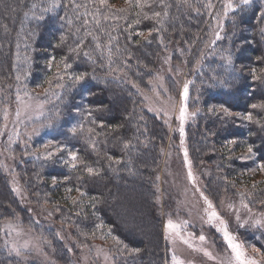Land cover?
<instances>
[{
  "label": "trees",
  "instance_id": "obj_1",
  "mask_svg": "<svg viewBox=\"0 0 264 264\" xmlns=\"http://www.w3.org/2000/svg\"><path fill=\"white\" fill-rule=\"evenodd\" d=\"M226 1L164 0L162 5L148 0L140 9L129 0H108L106 8H100L98 0H56L59 6L44 12L49 0H0V122L18 93L38 97L58 71L65 76V87L53 84L57 94L44 96L46 120L68 121L83 102L76 132L62 129L61 152L45 157L30 147V155L26 147L27 156L18 155L20 180L31 203L58 217L78 243H106L117 264L169 260L157 205V175L168 130L161 118L146 110L141 95L169 49L177 50L188 66V108L194 118L186 127V141L196 169L210 168L208 196L219 199L227 192L264 210V171L257 181L245 173L249 163L264 164V0H232L235 10L225 14ZM98 9V15H92ZM40 16L44 19L36 18ZM86 30L91 35H85ZM110 37L116 39L109 44ZM81 40L77 57L70 49ZM109 50L111 68L119 69L112 76ZM64 63L71 67L65 70ZM67 74L85 79L73 86ZM249 114L251 120L246 119ZM249 147L254 159L239 161ZM67 152L78 159L73 161ZM85 166L99 175L89 176ZM6 177L0 163V264H22L9 251L2 231L3 223L16 214L23 226L52 241L66 261L68 252L55 231L37 224L18 205ZM256 239L264 253V236Z\"/></svg>",
  "mask_w": 264,
  "mask_h": 264
},
{
  "label": "rangeland",
  "instance_id": "obj_2",
  "mask_svg": "<svg viewBox=\"0 0 264 264\" xmlns=\"http://www.w3.org/2000/svg\"><path fill=\"white\" fill-rule=\"evenodd\" d=\"M252 1L254 0H250ZM228 2L226 1V4ZM231 3L234 6L232 0ZM238 3L242 4L240 0ZM233 10H235L234 7L230 11ZM175 55L177 58L174 57ZM187 67L186 61L183 57L180 58L177 50H167L160 58L157 72L149 82L148 90L141 94L146 110L161 118L168 130V139L157 175V205L162 223L163 242L169 259L167 264H172L173 255L183 264H221V261L231 256V250L228 249L223 234L217 231V227H223V225H220L219 220H213L211 224L207 222L208 213L213 210L220 220L224 221L227 230L244 245L247 255L258 260L260 264H264V253L255 245L256 236H264V226L253 227V222L257 219L264 225V210L254 209L243 198L227 192L219 195V199H212L206 192V179L211 175L210 168L202 165L196 169L192 162L186 141V127L193 120L194 115L188 108V98L183 101L181 98L184 84L187 82ZM38 95V97L31 94L21 96L25 102L32 105V110L22 112L19 118L16 117L19 106L17 101L14 105L7 107V120L3 117L0 122V133H2L0 134V163L7 176V184L18 200V205L25 209L37 224L55 231V236L63 243L69 259L67 257L64 261L60 254L59 258L54 251L52 241L40 237L39 233L23 226L17 214L14 219H7L3 223L2 231L7 237H5L6 246L22 264H117L109 249L110 246L106 243L101 240L90 245L78 243L72 232L58 217H55L47 208H38L30 202L29 195L19 177L17 167L19 161L16 158L20 154L23 157L27 156L29 151L23 150L26 147L33 148L34 152L45 157H50L49 153H53L51 156H54L61 152L64 144V141L60 139L61 133L66 129L71 132L75 128L79 118L78 108L83 106V102L78 103L68 121L57 120L54 124L46 120L47 105L44 90ZM41 103L44 105V115L37 116L36 105ZM182 103L187 109L183 126L177 118ZM29 116L31 119H28ZM64 122L66 127L60 126ZM181 127H183V136ZM31 148L30 155L33 150ZM185 152H187V163ZM67 153L71 154V152ZM252 159L254 156L249 151L238 157L239 161L248 162ZM245 167L246 176L252 181L262 179L263 173L257 163H249ZM189 171L192 173L191 180L188 177ZM204 197L211 202L212 208H209ZM244 204L248 207L245 208ZM170 219L177 224L187 221V224L182 226V235L189 240L191 247L174 234H169L166 239L165 225ZM9 224L12 228L8 227ZM241 225L244 226L241 227ZM201 234L206 238L204 242L199 240ZM26 242L29 245L28 248L23 247ZM13 248L19 250V256L12 250ZM200 249H206L215 259H209ZM256 249L260 250L259 254L255 251Z\"/></svg>",
  "mask_w": 264,
  "mask_h": 264
},
{
  "label": "snow or ice",
  "instance_id": "obj_3",
  "mask_svg": "<svg viewBox=\"0 0 264 264\" xmlns=\"http://www.w3.org/2000/svg\"><path fill=\"white\" fill-rule=\"evenodd\" d=\"M92 0H89V3H91ZM99 2V6L100 8H106L108 7V0H98ZM160 4L163 5L164 3V0H159ZM240 2L242 4H248L250 2V0H240ZM129 3H130V6H134V7H137V8H140V9H143L146 4L148 3V0H135V3L132 4L131 3V0H129ZM59 4L56 2V0H49V6L44 8L43 11L44 12H50V11H53L56 7H58ZM75 7H79L78 5H74ZM209 7H211V5L209 4L208 5ZM33 8L36 7L35 4L32 5ZM233 8V5L231 3V0H229V2L225 5L224 7V10H225V14H227L228 11L232 10ZM118 11L120 12H123L125 11L124 9H119ZM99 13V9L97 10V13H92V15H98ZM88 13H86L87 15ZM27 15V14H25ZM140 13H137V16H139ZM153 15L155 17H160V13L159 12H154ZM165 15H167V13H165ZM37 19L39 20H42L44 19L43 16H40V17H36ZM108 17H105V19H107ZM145 18H148L147 16H145ZM63 19V18H62ZM69 23H71V21H69ZM88 23L87 19H85L84 21V24L86 25ZM136 23H139V21L137 20ZM97 24H99V21L97 20ZM129 27H131V25H129ZM77 31H79V29H77ZM85 35H91L90 32H88L87 30L85 31ZM216 38L219 39L220 38V35L219 33L216 34ZM92 39L94 41H98V37L96 36H93ZM116 39V37H110L109 39V44L111 43L112 40ZM83 44V40H81V44L80 45H77L76 49H70V51H74L77 55V57H79V55L81 54V45ZM106 47V46H105ZM96 49H101V44L99 42L96 43ZM83 55L85 57H87L89 60H92V56L89 54L88 51H83ZM54 60V58H53ZM107 60H108V64H109V73L108 75L109 76H112L114 75L117 71H119V69H116V68H111V64L114 62L113 61V54L111 53V51L109 50L108 51V54H107ZM226 62L228 64L231 63V57L229 56L227 59H226ZM52 66V61H49V68H51ZM71 65L67 64V63H64V68L65 70L70 68ZM101 67H104V65H101ZM95 78V77H93ZM17 79L19 80L20 77L17 76ZM65 79V76L64 75H60L59 71L57 72L55 78L53 80H49L48 81V84H49V87L48 88H45L44 90V93L45 95L51 93L52 95H56L57 93L53 91V88H52V85L55 84V88H58V89H62L65 87L64 83H62V81ZM67 79L71 80V81H74V84L73 86H75L76 83H79L81 81H83L85 79V76L84 75H79V76H74V75H71V74H67ZM135 87V85H133ZM188 93H189V88H188V83L186 82L184 84V87H183V92L181 93V98H182V101L183 100H187L188 98ZM29 93L28 92H25L24 93V96H28ZM147 99V97H146ZM16 101L18 103V107H17V110H16V117L19 118L21 115H22V112H27V111H31L32 110V105L28 102H25V100L20 96V94L18 93L17 96H16ZM253 107H256L255 105H253ZM36 109H37V112H36V115L37 116H42L44 115V105L41 103V104H37L36 105ZM225 112H227V109H225ZM90 114V113H89ZM3 115H4V118L5 120H7V117H8V111H7V108H5L3 110ZM187 115V109H186V106L185 104H181L180 108H179V116L177 117L180 122H181V126H183V123H184V120H185V117ZM194 115V113H193ZM28 119H31V117L29 116ZM246 119H249L251 120L252 117H251V114H249ZM35 131V130H34ZM72 131L75 133L76 132V129L73 128ZM91 131V130H90ZM2 134V133H0ZM19 133H17L18 135ZM181 135L183 136V127H181ZM232 143H235V141H232ZM93 147H95V145H93ZM125 147H128V144L126 143L125 144ZM249 152H252V149L251 147H249ZM53 153H49L48 155L51 156ZM71 159L73 161H76L78 159L76 153H71ZM117 163H119V161H116ZM185 162L187 163V152H185ZM72 167H76V165L73 163L71 165ZM260 167V170L261 171H264V164H261L259 165ZM85 170L87 172V174L89 176H95V175H99V172L97 169L91 167V166H85ZM188 177L189 179L191 180L192 179V173L191 171H189L188 173ZM203 195V194H201ZM205 201L208 203V206L209 208H212V204L210 201H207V197H204ZM245 208L248 207L247 204H244L243 205ZM208 223H212L213 220H219V223L220 225H223V227H217V231L218 232H221L223 234V238H224V241L226 242L227 244V247L228 249L231 250V256L230 257H227L225 261H221V264H260V262L258 260H256L255 258L253 257H250L247 255L245 249H244V245L240 242H238L236 240V237H234L228 230H227V226L224 224V221L223 220H220L218 214L213 210L211 212L208 213ZM239 219V217H238ZM187 224V221H183L181 222L180 224H177L175 223L174 221H172L171 219L167 222V224L165 225V231H166V239L168 238V235L169 234H174L177 238L183 240V242L185 244H189V240L186 239L183 235H182V226L183 225H186ZM244 225H241V227H243ZM264 225H262L261 223V220L257 219L253 222V227H262ZM9 228H12V225L9 224L8 225ZM13 231L15 229H12ZM205 236L203 234H201L199 236V240L201 242H204L205 241ZM117 243H120V241L117 239L116 240ZM28 243L26 242L23 247L24 248H28ZM189 246L191 247L192 245L189 244ZM13 251L16 252V255H20V252L18 249L16 248H13L12 249ZM201 251H203L204 255L209 257V259H215V257L210 253L208 252L206 249H200ZM133 251H137V250H133ZM257 252V254H259L260 250L259 249H256L255 250ZM172 264H183V262L177 258L175 255H173L172 257Z\"/></svg>",
  "mask_w": 264,
  "mask_h": 264
}]
</instances>
